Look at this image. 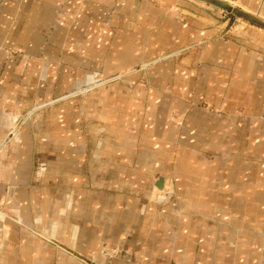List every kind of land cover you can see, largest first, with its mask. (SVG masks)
Listing matches in <instances>:
<instances>
[{
  "label": "crops",
  "instance_id": "0c3cea01",
  "mask_svg": "<svg viewBox=\"0 0 264 264\" xmlns=\"http://www.w3.org/2000/svg\"><path fill=\"white\" fill-rule=\"evenodd\" d=\"M221 17L0 0V264H264V42Z\"/></svg>",
  "mask_w": 264,
  "mask_h": 264
},
{
  "label": "rangeland",
  "instance_id": "374dc122",
  "mask_svg": "<svg viewBox=\"0 0 264 264\" xmlns=\"http://www.w3.org/2000/svg\"><path fill=\"white\" fill-rule=\"evenodd\" d=\"M197 1H200L201 3H203L204 7H207L209 5L210 8L215 9V10L219 11L220 13H222V17L219 20H220V24L222 25V30H223L224 34L231 35L232 37H238V38L243 37V38H247L249 40L252 38L253 40H255L257 42H264V27H261V26L255 24L251 21H248V20L240 17L239 15L234 14L231 11L212 6V5L205 3L201 0H197ZM232 4L234 6H237V7L244 9V7H242V5L240 3L238 4L237 1H233ZM249 11L255 12L257 14H262L264 16V14L260 11H253L252 9ZM13 120H14V123H13L12 130L10 131V137H13V136L18 137L17 136L18 133L16 130L19 127L17 124V122H19V119L17 120V117L14 116ZM3 214L4 213L2 211H0V217ZM113 247H116V246L107 245V244L103 245L101 247V249L99 250V253L102 255L101 258L102 259H103V257L113 258L116 255L121 253L120 251L117 254L113 253V249H112ZM105 251H108L109 253L106 254ZM111 253H113L114 255L110 256ZM90 260L93 261V257H91ZM95 261H97V260H95Z\"/></svg>",
  "mask_w": 264,
  "mask_h": 264
},
{
  "label": "water",
  "instance_id": "95a60500",
  "mask_svg": "<svg viewBox=\"0 0 264 264\" xmlns=\"http://www.w3.org/2000/svg\"><path fill=\"white\" fill-rule=\"evenodd\" d=\"M203 1H205L206 3H208L212 6L231 11L234 14L239 15L240 17H242L248 21H251V22H253V23H255L261 27H264V18L263 17L255 14V13L246 11L240 7L233 6L231 3H229L226 0H203ZM161 183H162V179H160V181L157 183V185L159 187H161L162 186ZM77 255H80V254L77 253ZM87 261L91 262L92 264H99L96 262H92L90 259H87Z\"/></svg>",
  "mask_w": 264,
  "mask_h": 264
},
{
  "label": "bare ground",
  "instance_id": "6f19581e",
  "mask_svg": "<svg viewBox=\"0 0 264 264\" xmlns=\"http://www.w3.org/2000/svg\"><path fill=\"white\" fill-rule=\"evenodd\" d=\"M201 1H203V0H201ZM226 1H228V0H226ZM203 2H205V1H203ZM229 3H233V1H228ZM206 3V2H205ZM239 4V3H238ZM233 5V4H232ZM234 6V5H233ZM243 9V8H242ZM244 10H246V11H249L248 9H246L245 7H244ZM249 12H251V11H249ZM252 13H255V12H252ZM255 14H257V13H255ZM257 15H259V16H261V17H263L264 18V16L262 15V14H257ZM81 255V254H80ZM78 255L79 257H81V258H83V259H85V260H87L88 258H86V257H84L83 255Z\"/></svg>",
  "mask_w": 264,
  "mask_h": 264
},
{
  "label": "built area",
  "instance_id": "2783aa9c",
  "mask_svg": "<svg viewBox=\"0 0 264 264\" xmlns=\"http://www.w3.org/2000/svg\"><path fill=\"white\" fill-rule=\"evenodd\" d=\"M112 249H113V253H115V254H117V253L119 252L118 247H113ZM112 249H111V250H112ZM105 253L107 254V253H109V252H108V251H105ZM113 253H111L110 256L114 255Z\"/></svg>",
  "mask_w": 264,
  "mask_h": 264
}]
</instances>
